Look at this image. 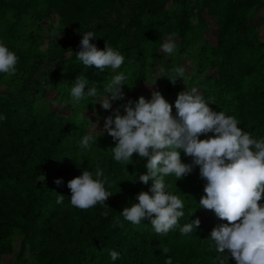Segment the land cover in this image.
Wrapping results in <instances>:
<instances>
[{
  "label": "trees",
  "instance_id": "trees-1",
  "mask_svg": "<svg viewBox=\"0 0 264 264\" xmlns=\"http://www.w3.org/2000/svg\"><path fill=\"white\" fill-rule=\"evenodd\" d=\"M263 10L264 0H0V44L18 58L15 75L0 73V116L7 117L0 120V264H165L169 257L172 264H235L210 238L228 222L200 207L206 181L199 166L180 180L165 178L171 184L166 191L182 200L185 213L167 234L155 233L148 218L138 225L123 218L121 211L138 203L140 192L151 195L152 181L138 180L147 173V158L133 153L131 164L116 162V141L102 121L91 128L89 117L109 116L117 108L124 115L123 105L151 81L161 45L173 36L179 55L156 83L173 117V95L196 88L210 109L234 116L242 131L264 139ZM88 31L97 37L90 42L98 50L106 45L124 56L119 69L101 72L77 60ZM185 55L195 58L198 75L172 83V69L182 66ZM118 72L127 76L124 99L104 110L98 102ZM78 76L97 86V97L72 100ZM90 133L94 142L84 150L79 141ZM178 151L182 163H191ZM97 165L112 193L107 208L72 206L67 182L85 170L95 179ZM58 194L64 196L59 204ZM197 218L199 226L182 235L180 228ZM113 250L119 253L115 261Z\"/></svg>",
  "mask_w": 264,
  "mask_h": 264
},
{
  "label": "clouds",
  "instance_id": "clouds-1",
  "mask_svg": "<svg viewBox=\"0 0 264 264\" xmlns=\"http://www.w3.org/2000/svg\"><path fill=\"white\" fill-rule=\"evenodd\" d=\"M96 38L91 31L82 35L77 60L85 67H95L101 72L105 68L119 69L124 56L106 45L104 50H98L90 42ZM161 50L163 54H174L173 36L166 39ZM17 59L14 52L0 44V73L15 75ZM172 71L174 75L169 78L172 83L178 77L183 79V66ZM126 80L125 73L118 72L105 85L107 95L98 102L102 109L109 110L111 102L124 99L122 86ZM70 95L77 103L85 97L95 98L97 86L88 87V79L78 76ZM208 105L196 88L180 92L174 102L176 116L173 117L172 105L159 91H152L149 101L143 96L135 102L129 100L123 105L124 115L117 108L104 118L103 130L116 141L112 148L113 159L128 165L133 160V153L147 158V173L140 174L138 180L143 184L152 181L151 195L140 192L136 197L138 203L125 207L121 215L135 225L148 218L155 233L167 234L185 213L182 200L166 191L171 184H167L165 178L174 175L176 181L180 180L199 166V175L206 181L203 189L206 195L200 198V207L212 210L219 219L228 222L211 231L210 238L216 244V251L224 254L227 250V258H233L235 264H264V204L259 203L264 198V139L252 138L238 127L239 122L234 116L215 112ZM6 119V116H0V120ZM95 126L97 128V124ZM208 133L214 135L199 138ZM93 142L90 133L79 141V145L90 150ZM178 150L191 157V163H182ZM106 182L107 177L99 165L95 169V179L93 172L83 171L67 182L71 191L70 204L82 210L97 204L107 208L105 201L112 193L105 190ZM54 183L60 186L62 181L56 179ZM63 199L64 196L58 194L56 202L62 203ZM102 215L106 217L108 212ZM199 224L198 218L186 223L180 233H192ZM168 251L167 247L163 248V253ZM109 255L113 261L119 259V253L114 250ZM165 264H172V259L169 257ZM220 264H224L223 259Z\"/></svg>",
  "mask_w": 264,
  "mask_h": 264
},
{
  "label": "rangeland",
  "instance_id": "rangeland-1",
  "mask_svg": "<svg viewBox=\"0 0 264 264\" xmlns=\"http://www.w3.org/2000/svg\"><path fill=\"white\" fill-rule=\"evenodd\" d=\"M264 12V10H263ZM262 21H264V13H263V19ZM185 48V46L183 47ZM179 47L176 46V50L174 52V54L171 55H167V54H163L162 50H160L158 56L156 57V59L154 60L152 67H151V73H152V78L151 81L146 85L143 84L139 87L138 91L133 93L132 97V101L135 102L139 97L143 96L145 99L151 98V93L152 91H157L156 88V83H157V79L164 73H166L168 70H171V65L174 61V57L179 55ZM181 65L185 68V75L183 77V79L181 78V82L187 81V78H190V76H197L198 74L195 73V69L197 67L196 64V60L195 58H190L189 55H185V58H183L180 61ZM163 69V71H162ZM191 79V78H190ZM53 90V89H51ZM158 91L160 92V88H158ZM177 96V93H175V95H173V98H175ZM111 109H114V107L112 106ZM173 115V112H172ZM107 117L106 115L100 116L99 118L95 115V116H90V125L91 128H93L95 126V124L101 123V121L104 124V118ZM14 245L17 248L18 247V240L15 239L14 241ZM11 264H16L15 262H12Z\"/></svg>",
  "mask_w": 264,
  "mask_h": 264
}]
</instances>
